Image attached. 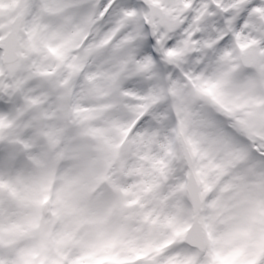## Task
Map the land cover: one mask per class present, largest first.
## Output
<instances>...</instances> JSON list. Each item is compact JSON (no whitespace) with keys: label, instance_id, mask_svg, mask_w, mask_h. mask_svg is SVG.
<instances>
[{"label":"clouds","instance_id":"9594fccd","mask_svg":"<svg viewBox=\"0 0 264 264\" xmlns=\"http://www.w3.org/2000/svg\"><path fill=\"white\" fill-rule=\"evenodd\" d=\"M132 2L136 15L119 25L96 55L85 52L90 42L99 39L100 21L89 24L78 43L68 42L70 29L63 28L54 42L58 47L55 54L45 46L48 33L43 31L39 37L38 55L46 58L52 69L48 75L64 82L50 103L56 104L64 95L65 84L69 91L63 110L49 122L52 128L63 131L58 147L76 154L82 145L88 146L80 159L65 165L71 170L68 190L59 183L52 192H40L39 199L80 208L95 202L98 189L105 193V200L118 205L103 225L106 236L111 239L123 229L136 241L131 248L119 242L97 244L96 228L73 213L62 225L71 233L70 238L64 239L58 253L49 254L48 264H169L188 246L173 247L172 240L147 239L161 214L169 221L173 235L199 232L205 237H219L238 231L247 233L250 241L264 240V90L259 93V104L248 103L246 111L255 115L244 123L206 107L205 100L193 102L194 111L203 110L223 127L240 158L209 156L200 162L194 182L200 213L181 221L169 220L174 202L161 208L141 195L143 189L132 190L140 185L129 183L123 176L119 161L125 154V143L114 129L117 117L133 121L129 136L151 124L163 143L183 124L181 112L173 108L178 98L191 100L198 88L204 89L205 96L215 95L209 81L228 69L239 68L237 78L253 74L254 69L242 65L249 59L264 64V0H236L235 7L230 0H207L204 5L200 0ZM228 13H232L230 20ZM150 36L155 39L150 52L156 53L159 61L152 59L150 69L142 72L138 57ZM73 62L78 65L75 71L69 67ZM89 73L97 74L96 79L88 80ZM128 92H135L142 100L134 101ZM157 93L164 96V102L149 107L146 113L133 117L124 112L128 104L148 107ZM161 112L168 115L163 123L154 119ZM117 181L121 187L113 191L111 185ZM82 184H95L87 201L77 200ZM185 207L192 205L186 202ZM153 215L156 220L149 224ZM188 250L196 264H207L206 251ZM230 257L231 250H226L222 259ZM177 264H184V260L178 259ZM235 264H264V247L248 244Z\"/></svg>","mask_w":264,"mask_h":264},{"label":"rangeland","instance_id":"374dc122","mask_svg":"<svg viewBox=\"0 0 264 264\" xmlns=\"http://www.w3.org/2000/svg\"><path fill=\"white\" fill-rule=\"evenodd\" d=\"M35 0H0V34L6 37L10 31V23L19 15L23 16V32L21 38V53L24 60L19 72L31 70L24 76L18 73L7 74L0 79V94L12 97L18 87H24L22 102L12 111L0 113V143L9 147H17L21 153L20 160L11 168V156L0 159V264H48L49 254L58 253L63 246L64 239L70 238L71 233L67 228H62L66 219L73 213H77L80 219L96 228L95 243L119 242L125 248H131L136 243L135 239L127 236L123 229L109 239L103 231V225L107 218L118 210L114 201L105 200V193L96 190V200L85 207H76L66 202L52 204L39 199L42 191L52 192L57 184L63 183L67 191L72 181L69 180L71 170L65 167L75 160L80 159L88 151L87 145H82L78 153L70 150H61L58 145L63 135L61 129H54L49 122L56 118L59 111L63 110V101L69 95L68 86L65 84L64 95L57 99L56 104L50 103V97L57 91L52 82L56 80L48 75L52 71L48 67L46 58L38 55L39 37L43 28L36 29L28 22V17ZM62 35V30L58 36ZM75 71L77 69H72ZM236 68L218 73L209 83L215 89V95L205 96L204 89L198 88L191 100L178 98L173 108L182 114L183 124L177 128L163 143L159 140V134L151 126H145L139 133L128 135L133 121L117 117L114 121V129L119 138L124 140L125 154L120 159L123 176L129 183H136L140 188L133 191H141L146 199H152L161 208L169 203H175V209L170 221H181L183 217L191 215L189 207H185L186 197V169L184 167L177 138L181 129L188 138L195 156V173L200 162L209 157L216 156L225 159H239L240 154L235 151L231 138L224 132L215 120L204 115L203 110L194 111L192 104L196 100H205L206 107L213 108L217 113L225 117L246 122L248 117L255 113L246 111L249 102L259 104L261 98V75L264 80V64L256 61V70L253 74H247L237 78L234 74ZM239 71V68L236 70ZM6 71L2 68L0 53V75ZM261 73V74H260ZM25 78V81L22 80ZM12 78V79H11ZM42 81V82H41ZM45 81H48V85ZM57 81V80H56ZM12 84V87L10 84ZM58 83V84H57ZM59 90L63 81H57ZM67 91V93H66ZM19 92L16 91V94ZM137 101L135 92L131 94ZM8 97V98H9ZM9 100H11L9 98ZM164 102L162 94H155L152 103L148 107L139 103L128 104L124 112L133 117L146 113L149 107ZM34 111L32 114L28 112ZM168 118L167 112H161L154 119L163 123ZM9 146V147H8ZM79 182V181H76ZM99 183V182H97ZM113 191L121 185L117 181L111 185ZM95 189V184L81 185V191L77 195L78 201H87L89 195ZM49 205V216L41 219L44 205ZM156 220L153 215L149 224ZM154 231L147 237L148 240L160 239L172 240L173 247L182 244L185 234L173 235L164 215L152 224ZM246 233L238 231L226 232L222 236L209 237L207 264H235L241 257L248 244ZM253 245V244H252ZM184 248L176 256L172 257L169 264H177L178 259H183L184 264H196V258ZM226 250H231L228 260L222 259Z\"/></svg>","mask_w":264,"mask_h":264},{"label":"snow or ice","instance_id":"6c2138e0","mask_svg":"<svg viewBox=\"0 0 264 264\" xmlns=\"http://www.w3.org/2000/svg\"><path fill=\"white\" fill-rule=\"evenodd\" d=\"M206 2L207 0H200L202 5ZM230 3L234 7L236 6V0H230ZM135 10L136 5L132 0H103L102 3L98 0H35L28 22L34 25L36 29L43 28L48 33V41L45 46L49 52L55 54L58 52V47L54 42L63 28L70 29L68 42L78 43L84 39L87 26L100 21L97 23V28L100 29L99 39L90 42L86 47L85 54L93 56L97 54L99 48L107 43L119 25L124 24L128 18L136 15ZM231 16L232 13H228L229 20ZM0 40H2V34H0ZM154 44L155 39L150 36L145 44V51L138 57L139 71H148L152 59L159 61V56L154 52H150V48ZM4 51V46L0 44V53ZM69 67L77 69L78 65L73 62ZM96 75L95 73H89L87 79L94 80ZM131 94L132 92L126 93V95ZM140 100H142V96H137V102ZM20 103L19 96L13 100H9L6 96L0 97V113L10 112Z\"/></svg>","mask_w":264,"mask_h":264},{"label":"water","instance_id":"95a60500","mask_svg":"<svg viewBox=\"0 0 264 264\" xmlns=\"http://www.w3.org/2000/svg\"><path fill=\"white\" fill-rule=\"evenodd\" d=\"M23 16L19 14L13 22L10 23V31L6 37L0 40V44H2L5 48V51L2 53V67L5 69L7 74L13 75L17 73L21 67L23 62V57L20 53L21 49V36L23 35ZM249 68H254L256 66L255 60H247L244 62V65ZM4 75H1V78ZM261 90H264V83L261 84ZM178 147L180 149V153L182 156V160L184 162V166L187 170V198L188 203L192 205L191 215H198L200 213L201 205H200V197L199 193L196 191L194 187V182L196 179L195 173V157L193 151L187 141L185 133L183 131H179L178 134ZM48 205H45L43 210V217L48 215ZM183 245H187L188 248H196L199 250H207L208 246V238L202 236L199 232H194L190 235H185L182 240Z\"/></svg>","mask_w":264,"mask_h":264},{"label":"trees","instance_id":"16d2710c","mask_svg":"<svg viewBox=\"0 0 264 264\" xmlns=\"http://www.w3.org/2000/svg\"><path fill=\"white\" fill-rule=\"evenodd\" d=\"M31 73L33 74V73H35L34 71H31V70H24L23 68H22V70L18 73L19 75H21L22 74V76H24V75H26V74H30V78H36V80L37 79H39V76L36 74V76H32L31 75ZM12 79V78H11ZM22 80L23 81H25V78L24 77H22ZM42 82V81H41ZM48 85H50L49 84V82L48 81H45ZM55 83H57V81L56 80H54L53 82H52V86H53V88L56 90V91H58V89H57V86H56V84ZM10 84V86L12 87V84L11 83H9ZM58 84V83H57ZM65 86V85H64ZM12 92H13V94H12V96H13V98L12 97H9V96H7V97H9L11 100H13L14 98H16L17 96H19V98H20V100H21V102H22V95H23V93L25 92V88L24 87H17L16 88V91L17 92H19L18 94H16V91L15 90H11ZM68 91V90H67ZM67 91H66V93H67ZM0 97H4V95H2V93L0 94ZM8 98V99H9ZM34 111H30V112H28V114H32ZM5 147H7V145H4V144H2V143H0V159L1 158H3V156H5L4 155V153L6 154V155H8V156H11L12 158H11V168L14 166V164H16L17 162H18V160H20V158H19V156L18 155H20V153H21V148H20V152H17V147H12V146H8L9 147V150L6 152L5 151ZM42 264H43V262H42Z\"/></svg>","mask_w":264,"mask_h":264},{"label":"flooded vegetation","instance_id":"af4514ba","mask_svg":"<svg viewBox=\"0 0 264 264\" xmlns=\"http://www.w3.org/2000/svg\"><path fill=\"white\" fill-rule=\"evenodd\" d=\"M260 79H261V81H264L262 75H261ZM246 234H247V233H246ZM247 235H248V234H247ZM245 239H246L247 241H250V240L248 239V236H246ZM252 244H253L256 248L264 247V240L257 239V240H255V241H252Z\"/></svg>","mask_w":264,"mask_h":264}]
</instances>
